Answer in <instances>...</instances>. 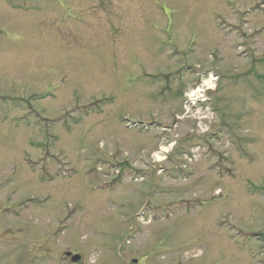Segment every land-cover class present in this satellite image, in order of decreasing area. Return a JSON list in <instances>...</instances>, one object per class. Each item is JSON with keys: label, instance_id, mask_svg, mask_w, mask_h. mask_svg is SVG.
<instances>
[{"label": "rangeland", "instance_id": "rangeland-1", "mask_svg": "<svg viewBox=\"0 0 264 264\" xmlns=\"http://www.w3.org/2000/svg\"><path fill=\"white\" fill-rule=\"evenodd\" d=\"M70 254L264 264V0H0V264Z\"/></svg>", "mask_w": 264, "mask_h": 264}, {"label": "flooded vegetation", "instance_id": "flooded-vegetation-1", "mask_svg": "<svg viewBox=\"0 0 264 264\" xmlns=\"http://www.w3.org/2000/svg\"><path fill=\"white\" fill-rule=\"evenodd\" d=\"M73 259H74V261L75 260H77L76 262L77 263H75L74 261H73ZM83 258H73L72 256H66L64 259H61V260H63V261H65V262H69V263H67V264H79L80 262H82L83 260H82ZM117 260L119 261L118 263H112V262H110V264H146V263H144L143 262V260H142V258H140V257H137V258H130V257H120V258H117ZM61 264H66V263H61ZM83 264H84V262H83ZM100 264H109V262H101ZM148 264H158V263H155V262H149Z\"/></svg>", "mask_w": 264, "mask_h": 264}, {"label": "bare ground", "instance_id": "bare-ground-1", "mask_svg": "<svg viewBox=\"0 0 264 264\" xmlns=\"http://www.w3.org/2000/svg\"><path fill=\"white\" fill-rule=\"evenodd\" d=\"M210 85V83H209V81L207 82V86H209ZM192 96V95H191ZM199 99H203V96H200L199 97Z\"/></svg>", "mask_w": 264, "mask_h": 264}]
</instances>
